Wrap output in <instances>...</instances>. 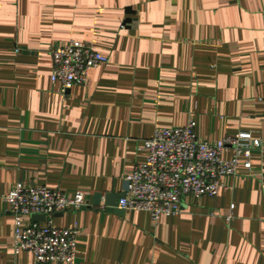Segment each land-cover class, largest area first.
Instances as JSON below:
<instances>
[{
    "label": "crops",
    "instance_id": "crops-1",
    "mask_svg": "<svg viewBox=\"0 0 264 264\" xmlns=\"http://www.w3.org/2000/svg\"><path fill=\"white\" fill-rule=\"evenodd\" d=\"M72 41L109 62L63 94L51 52ZM190 120L200 140L250 131L264 148V0H1L0 264H36L2 199L20 182L89 194L53 220L78 228L76 264H264V153L179 216L106 206L144 142Z\"/></svg>",
    "mask_w": 264,
    "mask_h": 264
},
{
    "label": "built area",
    "instance_id": "built-area-1",
    "mask_svg": "<svg viewBox=\"0 0 264 264\" xmlns=\"http://www.w3.org/2000/svg\"><path fill=\"white\" fill-rule=\"evenodd\" d=\"M51 56L52 82L63 94L84 85L93 70L109 62L89 42L72 41ZM196 127L190 120L183 128H158L144 142L140 149L148 152V159L125 177V196L117 201L118 210L146 212L154 222L179 216L187 198H215L226 187L225 180L237 177L240 168L252 172L254 153H264L262 140L253 132L208 142L197 137ZM88 197L85 192L67 196L59 190L18 183L2 198L15 220V254H32L36 264H76L78 228H58L53 220L58 214L90 206ZM35 216L45 220L23 225L25 218Z\"/></svg>",
    "mask_w": 264,
    "mask_h": 264
},
{
    "label": "water",
    "instance_id": "water-1",
    "mask_svg": "<svg viewBox=\"0 0 264 264\" xmlns=\"http://www.w3.org/2000/svg\"><path fill=\"white\" fill-rule=\"evenodd\" d=\"M132 13V12H131ZM130 13V14H131ZM132 23V19H128L126 24ZM125 195H107L105 197V204L109 207L110 210L115 211L116 203L119 199L123 198ZM103 196L102 194H96L94 197L93 205H100L102 202ZM45 218L43 216H35L33 217V221L36 223L43 222Z\"/></svg>",
    "mask_w": 264,
    "mask_h": 264
}]
</instances>
